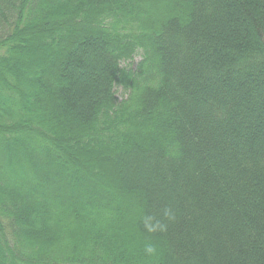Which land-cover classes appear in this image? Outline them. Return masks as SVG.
<instances>
[{"label": "trees", "instance_id": "trees-1", "mask_svg": "<svg viewBox=\"0 0 264 264\" xmlns=\"http://www.w3.org/2000/svg\"><path fill=\"white\" fill-rule=\"evenodd\" d=\"M0 264H264V0H0Z\"/></svg>", "mask_w": 264, "mask_h": 264}, {"label": "rangeland", "instance_id": "rangeland-1", "mask_svg": "<svg viewBox=\"0 0 264 264\" xmlns=\"http://www.w3.org/2000/svg\"><path fill=\"white\" fill-rule=\"evenodd\" d=\"M141 62V56L139 54H136L132 60L127 61V63H123L122 66L130 69H136L139 63ZM115 95L119 99V101H122L124 98L127 97L126 91L122 89L121 87H116L115 90Z\"/></svg>", "mask_w": 264, "mask_h": 264}]
</instances>
